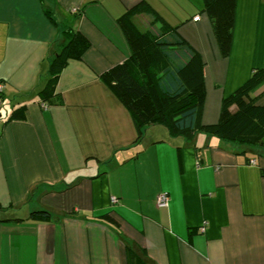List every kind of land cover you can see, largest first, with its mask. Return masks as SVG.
Listing matches in <instances>:
<instances>
[{
  "label": "crops",
  "instance_id": "obj_1",
  "mask_svg": "<svg viewBox=\"0 0 264 264\" xmlns=\"http://www.w3.org/2000/svg\"><path fill=\"white\" fill-rule=\"evenodd\" d=\"M142 3L153 14L132 17L140 31L158 17L156 28L176 29L204 61L202 124L217 123L223 100L264 69V0L236 1L227 58L204 0H0V264H128L127 246L147 264H264V150L172 138L162 126L135 144L131 112L100 78L131 57L119 20ZM67 28L90 42L82 60L65 67L48 108L34 100L26 120H9ZM263 93L264 82L253 96ZM36 210L56 221L29 220Z\"/></svg>",
  "mask_w": 264,
  "mask_h": 264
},
{
  "label": "trees",
  "instance_id": "obj_2",
  "mask_svg": "<svg viewBox=\"0 0 264 264\" xmlns=\"http://www.w3.org/2000/svg\"><path fill=\"white\" fill-rule=\"evenodd\" d=\"M236 1L204 0V12L212 23L223 58L231 54ZM139 12L153 14L142 3L119 20L131 57L100 76L131 112L138 130L135 144L141 141L147 128L162 126L172 138L191 140L197 133H204L251 150H264V93L253 96L254 90L264 82V69L254 70L246 83L223 100L217 123L204 125L201 118L206 87L201 55L165 22L161 21L162 25L156 28L155 24L160 21L158 17L149 30L140 31L132 21ZM89 47V40L79 31L71 28L61 31L59 40L48 49L44 63L46 70L39 82L31 91L18 97L15 104L21 106L12 110L9 120H26L28 102L37 100L43 108L55 102L61 73L71 61L82 60ZM180 151L181 148L179 156ZM97 218L117 230L120 228L119 222L109 213ZM29 220L39 223L56 221L48 210L31 212ZM195 232L191 231V235ZM127 248L128 264H147L139 250L131 246Z\"/></svg>",
  "mask_w": 264,
  "mask_h": 264
},
{
  "label": "built area",
  "instance_id": "obj_3",
  "mask_svg": "<svg viewBox=\"0 0 264 264\" xmlns=\"http://www.w3.org/2000/svg\"><path fill=\"white\" fill-rule=\"evenodd\" d=\"M199 17H197L195 20H198ZM5 90H6V85L3 83V82H0V106L3 102V96H4V93H5ZM253 163H255V161H253ZM169 195L167 193H161L159 196H158V199H157V205L158 207L160 208H166L168 207L169 205ZM112 202L113 203H116L117 202V199L116 198H112Z\"/></svg>",
  "mask_w": 264,
  "mask_h": 264
}]
</instances>
